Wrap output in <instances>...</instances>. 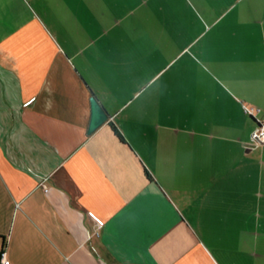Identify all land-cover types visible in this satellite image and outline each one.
Segmentation results:
<instances>
[{
	"label": "crops",
	"instance_id": "0c3cea01",
	"mask_svg": "<svg viewBox=\"0 0 264 264\" xmlns=\"http://www.w3.org/2000/svg\"><path fill=\"white\" fill-rule=\"evenodd\" d=\"M262 118L264 0H0V251L264 264Z\"/></svg>",
	"mask_w": 264,
	"mask_h": 264
},
{
	"label": "built area",
	"instance_id": "2783aa9c",
	"mask_svg": "<svg viewBox=\"0 0 264 264\" xmlns=\"http://www.w3.org/2000/svg\"><path fill=\"white\" fill-rule=\"evenodd\" d=\"M245 110L252 114L253 108L252 107H246ZM250 143L252 145H261L264 143V118L257 121L255 127L252 129L250 133ZM43 188L47 189L48 186L43 183ZM101 227V222L99 220L94 221V234L98 233L99 228ZM0 264H11L9 258L6 256L5 251H0Z\"/></svg>",
	"mask_w": 264,
	"mask_h": 264
},
{
	"label": "water",
	"instance_id": "95a60500",
	"mask_svg": "<svg viewBox=\"0 0 264 264\" xmlns=\"http://www.w3.org/2000/svg\"><path fill=\"white\" fill-rule=\"evenodd\" d=\"M90 103H91V115H90L87 132L93 131L107 118V112L104 110V108L95 98V96L92 95L90 97Z\"/></svg>",
	"mask_w": 264,
	"mask_h": 264
},
{
	"label": "trees",
	"instance_id": "16d2710c",
	"mask_svg": "<svg viewBox=\"0 0 264 264\" xmlns=\"http://www.w3.org/2000/svg\"><path fill=\"white\" fill-rule=\"evenodd\" d=\"M115 131H116V129H115Z\"/></svg>",
	"mask_w": 264,
	"mask_h": 264
}]
</instances>
